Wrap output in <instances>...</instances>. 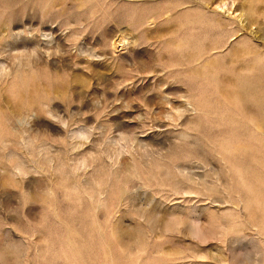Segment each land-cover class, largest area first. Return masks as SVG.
<instances>
[{
	"label": "rangeland",
	"instance_id": "374dc122",
	"mask_svg": "<svg viewBox=\"0 0 264 264\" xmlns=\"http://www.w3.org/2000/svg\"><path fill=\"white\" fill-rule=\"evenodd\" d=\"M0 264H264V0H0Z\"/></svg>",
	"mask_w": 264,
	"mask_h": 264
}]
</instances>
